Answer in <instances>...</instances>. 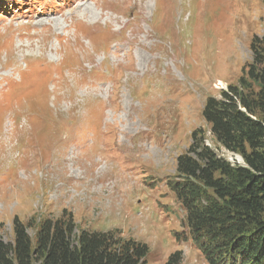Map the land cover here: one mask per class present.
<instances>
[{"label": "rangeland", "instance_id": "374dc122", "mask_svg": "<svg viewBox=\"0 0 264 264\" xmlns=\"http://www.w3.org/2000/svg\"><path fill=\"white\" fill-rule=\"evenodd\" d=\"M264 37V0H0V238L71 216L145 244L144 264H207L171 188L190 134ZM39 83V84H38ZM221 83V84H220ZM259 115L257 114V117Z\"/></svg>", "mask_w": 264, "mask_h": 264}, {"label": "trees", "instance_id": "16d2710c", "mask_svg": "<svg viewBox=\"0 0 264 264\" xmlns=\"http://www.w3.org/2000/svg\"><path fill=\"white\" fill-rule=\"evenodd\" d=\"M249 48L252 61L237 84L207 97L202 109L216 141L244 165L232 166L202 147L200 129L176 158L179 181L171 188L207 264H264V37H253ZM13 219L14 238H0V264H144L148 254L145 244L112 232L74 234L70 215L42 222L34 240ZM182 257L176 250L165 264H180Z\"/></svg>", "mask_w": 264, "mask_h": 264}, {"label": "bare ground", "instance_id": "6f19581e", "mask_svg": "<svg viewBox=\"0 0 264 264\" xmlns=\"http://www.w3.org/2000/svg\"><path fill=\"white\" fill-rule=\"evenodd\" d=\"M39 84V83H38ZM221 84V83H220Z\"/></svg>", "mask_w": 264, "mask_h": 264}]
</instances>
